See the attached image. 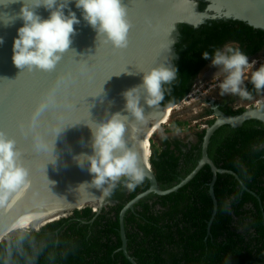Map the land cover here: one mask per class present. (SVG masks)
<instances>
[{"label":"water","instance_id":"obj_1","mask_svg":"<svg viewBox=\"0 0 264 264\" xmlns=\"http://www.w3.org/2000/svg\"><path fill=\"white\" fill-rule=\"evenodd\" d=\"M199 2L205 5L203 10L199 9L195 0H122L131 24L128 46L124 49H115L109 43L97 41L95 31L81 19L80 10L69 4L68 9L75 12L80 23L74 25L75 35L71 37L68 52L53 70L45 72L17 69L13 65L12 43L17 29L22 26V21L16 18L22 0H0V40L3 41L0 43V133L15 142L19 153L17 164L27 171L23 183L11 189L0 188V242L6 240L13 229L11 225L20 220L56 211L64 215L63 219L85 208L99 212L108 204V196L103 195V190L90 186L93 176L88 173L87 166L79 167L74 157L92 154L91 131L87 123L106 121L116 113L125 118L126 126L136 125L139 129L133 140L130 139L131 128H128L125 133L126 148L137 153L139 167L148 181V189L128 202L119 215L121 251L131 264L136 263L126 252L123 218L142 199L150 195L164 197L176 193L207 166L212 175L208 191L212 202L207 226L209 236L210 225L217 212L214 196L217 175L233 177L247 191L236 174L218 169L213 164L207 149L214 132L223 126L238 129L250 120L264 124L263 105L245 108L237 115H226L214 106L215 100L207 99L205 103L211 111L207 116L213 119L200 131L204 133L200 159L190 174L167 190L160 188L149 159L146 160L148 131L161 120L167 108L163 109L159 104H145L143 89H140L138 106L142 108L145 120L138 122L125 110L122 93L139 86L143 73L160 66L175 67L179 25L197 29L210 22L237 21L264 32V0ZM35 12L43 19L49 15L42 7ZM106 77L109 78L102 85V94L96 96L101 91V81ZM13 89L14 93L10 95ZM89 95L91 97H86ZM49 96L54 98L55 103L49 105L52 106L49 111L41 114L40 105ZM77 102L79 110L69 111V106ZM53 116L70 119L64 123L59 119L54 122ZM63 127L64 130L56 135L55 129ZM38 142L46 143L47 149L38 148ZM123 178L116 182L115 188ZM252 196L255 197L254 194ZM50 215L52 217H45L47 221L55 218L54 213ZM46 220L37 222V226L42 227L28 231L36 233L58 221L45 224Z\"/></svg>","mask_w":264,"mask_h":264},{"label":"trees","instance_id":"obj_2","mask_svg":"<svg viewBox=\"0 0 264 264\" xmlns=\"http://www.w3.org/2000/svg\"><path fill=\"white\" fill-rule=\"evenodd\" d=\"M204 7L199 4L200 10ZM178 31L177 75L162 86L163 99L158 104L163 109L174 108L188 95L199 72L210 63L202 59L204 51L211 53L228 40L246 46L241 51L247 56L264 50V32L237 21L210 22L197 29L179 25ZM246 87L250 97L239 96L245 101L264 93L249 82ZM241 112L226 110L225 114ZM203 135V131L197 133V142L186 151L179 139L163 138L158 147L151 141L149 163L162 190L178 184L195 168ZM207 155L218 169L236 174L247 191L233 177L217 175V212L209 236L212 202L208 191L212 175L207 166L176 193L142 199L133 206L140 207L138 216L127 211L123 218L126 252L136 264H264V124L250 120L238 129L219 128L210 138ZM124 185L126 178L108 197L118 201L112 208V217L85 208L36 233L3 240L0 264H131L121 251L119 214L128 202L148 189V181L144 178L128 189L127 196ZM230 196L234 199L228 203ZM152 199V206L161 207L160 213L150 210ZM247 203L252 209L243 210Z\"/></svg>","mask_w":264,"mask_h":264},{"label":"clouds","instance_id":"obj_3","mask_svg":"<svg viewBox=\"0 0 264 264\" xmlns=\"http://www.w3.org/2000/svg\"><path fill=\"white\" fill-rule=\"evenodd\" d=\"M69 4H74L75 8L80 10L81 19L95 31L97 41L109 43L115 49L128 46L131 24L122 0H22L16 17L22 21V26L17 29L16 38L12 43V63L17 69L47 72L53 70L62 60L72 44L74 25L80 23L75 12L68 9ZM41 7L49 12L47 19L41 18L35 12V9ZM2 22L7 25L9 20L7 19V23ZM0 43L3 41L0 40ZM201 57L210 61V67L219 70L217 76L223 75V80L218 84L221 96L250 97L245 86L248 73V82L254 89L264 90V64L256 68L257 61L249 62L248 56L239 47L225 45L223 48H215L211 53L204 51ZM176 75V68L171 66L155 67L143 73L139 86L122 93L125 110L136 121L143 122L145 117L142 115V108L138 106L139 90L143 89L145 104L158 105L163 99L162 86L171 83ZM102 92L101 87L96 96ZM54 103V98L49 96L40 105V110ZM87 126L91 131L92 154H81L75 156L74 160L81 168L87 166L88 173L93 176L90 186L103 190V195L109 196L116 182L124 177L126 187L133 189L144 176L139 167L137 153L126 148L125 133L131 128L130 139L135 140L139 129L136 125L126 126L125 118L119 113L100 123H87ZM64 127L55 129L56 135H59ZM37 147L47 149L44 142H38ZM149 148L151 154V144ZM18 156L15 142L0 133V188L11 189L25 181L27 171L18 166Z\"/></svg>","mask_w":264,"mask_h":264},{"label":"rangeland","instance_id":"obj_4","mask_svg":"<svg viewBox=\"0 0 264 264\" xmlns=\"http://www.w3.org/2000/svg\"><path fill=\"white\" fill-rule=\"evenodd\" d=\"M253 60L257 61L256 68H258L261 64H264V58L262 55L250 59L249 62ZM212 69L213 67H210L209 64L199 72L191 85L188 95L182 102H180V104L176 106L175 109H168L170 111L168 122L165 125H162L158 132L151 134L150 139L148 138L149 141H152L157 147L163 138L172 139L173 137H176L184 142L195 141V135L206 127L207 121L213 119L208 117L206 114L207 109H209V105L205 103V101L207 99H213L219 102L223 98L232 96H221L219 94L220 89L218 84L223 80V75L205 78V76ZM248 76H250V73L246 74V78H248ZM260 98V100L264 101V95ZM235 106L236 105H234V108ZM175 123H181L182 125H175ZM28 232L29 231H20L10 233L6 237V240L16 235H22Z\"/></svg>","mask_w":264,"mask_h":264},{"label":"flooded vegetation","instance_id":"obj_5","mask_svg":"<svg viewBox=\"0 0 264 264\" xmlns=\"http://www.w3.org/2000/svg\"><path fill=\"white\" fill-rule=\"evenodd\" d=\"M195 1H197L198 2V5L201 3V2H199V0H195ZM178 42H179V38H178ZM177 42V43H178ZM225 45H232V46H236V47H239L240 49L242 48V49H246V46H240V44H239V42H236V41H233V40H228V41H226V42H224L222 45H220V47H218V48H223ZM259 55H264V50H262L259 54H257V55H254V56H248V59L250 60V59H252V58H254V57H256V56H259ZM210 64V63H209ZM209 64H207V65H209ZM255 70V69H254ZM219 70L217 69V68H215V67H213V69L205 76V78H212V77H214V76H217L216 75V73L218 72ZM248 84V78H245V86ZM264 95V93H262L261 95H259V96H253L249 101H245V100H243V99H241L240 97H239V95H232V96H230V97H227V98H223V99H221V101H219V102H217V101H215L214 102V106H216L221 112H223V113H225V111L226 110H230L231 112H237V111H239V110H242L243 111V109H245V108H250V107H258V106H260V105H263L264 106V101H262V100H260L261 98L260 97H262ZM259 100V101H258ZM259 102V105L258 106H255L254 104H255V102ZM234 105H236L235 106V108H234ZM244 105H246V106H244ZM210 107H209V109H207V111H206V114L207 115H210ZM209 122H212L211 120L210 121H207L206 122V124L208 125V123ZM199 133H201V132H199ZM172 139H177L176 137H173ZM182 141V140H181ZM197 142V140H196V135H195V141L194 142H184L183 141V144H185L186 146L185 147H183L182 148V150L183 151H186V150H188V149H190V146H191V144H195ZM118 187V186H117ZM116 187V188H117ZM123 190H124V192H125V195L127 196L128 195V193H129V191H128V188L124 185V187H123ZM112 192V191H111ZM109 197V196H108ZM234 199V197L233 196H230V197H228L227 198V202L228 203H230L232 200ZM155 201V199H152L151 201H149V204H150V207H151V211H154V212H158V213H160V211H161V207L160 206H158V205H154V206H152V203ZM107 205L102 209V210H100V211H103V212H106L108 215H109V217H112L113 216V214H114V212L112 211V208H114L115 206H116V204L118 203V201H113V200H111V199H107ZM242 208H243V210H250V209H252V205L251 204H249V203H247V204H244L243 206H242ZM96 212L95 214H99V213H101V212ZM139 212H141V209H140V207H138V206H136V207H133V209L130 211V213H132L133 215L135 214L136 216H138V214L137 213H139ZM120 215V214H119ZM125 215H126V213H125ZM124 215V216H125ZM208 226V225H207ZM87 234L88 235H91V231H88L87 232Z\"/></svg>","mask_w":264,"mask_h":264},{"label":"bare ground","instance_id":"obj_6","mask_svg":"<svg viewBox=\"0 0 264 264\" xmlns=\"http://www.w3.org/2000/svg\"><path fill=\"white\" fill-rule=\"evenodd\" d=\"M175 108L176 107H174V109ZM170 109H172V108H170ZM169 114H170V111L168 109H166L164 111V116L161 118V120L158 121V123H155L153 125V127L148 131V135H147V139H146V160H148L150 157V148H149L150 147V141H149L150 136H151V134L158 132L161 129L162 125H165L168 122ZM52 213H54L53 217H55V218L47 221L46 218L52 217V215H50ZM52 213L20 220V221L11 225V228H13V229L11 230L10 233L20 232V231H28L31 228H34L35 230H37L38 228L42 227L41 225L37 226V222H39V220L41 222L43 220H46L45 224H47V223H51V221H57V220L61 219L62 217H64V215H62V213L60 214V212H58V211L52 212Z\"/></svg>","mask_w":264,"mask_h":264},{"label":"snow or ice","instance_id":"obj_7","mask_svg":"<svg viewBox=\"0 0 264 264\" xmlns=\"http://www.w3.org/2000/svg\"><path fill=\"white\" fill-rule=\"evenodd\" d=\"M127 66V65H126ZM109 77H106L104 80H102L101 81V87H102V85L105 83V81L108 79ZM14 93V89L13 90H10V92H9V94L11 95V94H13ZM86 97H91L90 95L89 96H86ZM85 97V98H86ZM70 98H71V94H70ZM77 104H79V102H77L75 105H73V106H69V111H72V112H75V111H78L79 110V108H77L76 107V105ZM80 105V104H79ZM50 107H52V106H47V107H45L44 109H42V112H41V114H44V113H46L47 111H49V108ZM55 107H63V106H55ZM53 110H55V109H53ZM59 119V122H61V123H64L66 120H68V119H70V117H61V118H57V117H55V116H53L52 117V120L55 122V121H57ZM67 124H65V126H66Z\"/></svg>","mask_w":264,"mask_h":264},{"label":"built area","instance_id":"obj_8","mask_svg":"<svg viewBox=\"0 0 264 264\" xmlns=\"http://www.w3.org/2000/svg\"><path fill=\"white\" fill-rule=\"evenodd\" d=\"M255 106H258L259 105V102L257 101V102H255V104H254ZM92 212H96V210H92Z\"/></svg>","mask_w":264,"mask_h":264}]
</instances>
